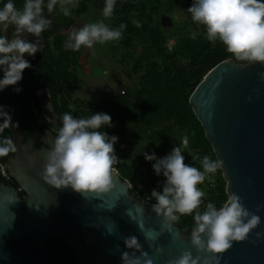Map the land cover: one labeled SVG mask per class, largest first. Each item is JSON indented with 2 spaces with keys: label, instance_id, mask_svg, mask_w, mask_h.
I'll return each instance as SVG.
<instances>
[{
  "label": "water",
  "instance_id": "95a60500",
  "mask_svg": "<svg viewBox=\"0 0 264 264\" xmlns=\"http://www.w3.org/2000/svg\"><path fill=\"white\" fill-rule=\"evenodd\" d=\"M160 24L164 30L170 29L171 16L162 14ZM31 37L29 42L39 40L42 44V34ZM261 72L264 63L241 64L228 57L211 67L189 96L216 159L224 162L221 170L226 193L229 190L239 195L244 206L261 218L248 239L234 241L230 249L217 254L219 264H264V80L258 75ZM37 86L47 91L46 107L51 111L48 89L37 83L33 90ZM0 106L5 110L1 94ZM46 113L55 125L54 114ZM3 119L0 116V123ZM56 135L44 128L39 138L41 145L37 147L36 136L26 137L19 129H11L17 152L6 158L3 167L17 187L0 182V264H123L122 252L136 251L140 255L126 247L124 238L130 236L137 237L153 264H167L185 250L192 251L194 257L200 255V264L205 256H211L197 253L191 244V232L183 233L177 223H169L161 231L163 218L152 210L153 203L135 198L129 191L130 181L121 178L118 171L113 175L115 187L101 196L82 194L71 187L57 189L46 183L40 173ZM258 205L261 207L257 212ZM138 224L151 238H145ZM257 232L262 235L257 237ZM157 247L164 249L162 254L156 252Z\"/></svg>",
  "mask_w": 264,
  "mask_h": 264
},
{
  "label": "trees",
  "instance_id": "16d2710c",
  "mask_svg": "<svg viewBox=\"0 0 264 264\" xmlns=\"http://www.w3.org/2000/svg\"><path fill=\"white\" fill-rule=\"evenodd\" d=\"M167 1L116 0L110 18L102 15L105 0H78L79 6L70 9L71 14L67 17L59 12V6L52 14H48L45 7L44 14L52 20V24L42 33L43 48L34 63L35 71L30 78L24 76L16 85L7 86L3 93L5 111L11 115L13 125L18 124L15 128L26 136H36L37 147L41 145L39 136L44 128L57 134L65 112L78 119L89 118L96 113L110 115L112 126L105 125L98 130L118 137L114 145L118 157L117 171L121 178L130 181V193L147 203H155L151 192L153 189L162 191L166 178L162 173H155L152 167L155 160H146L145 153H154L157 158H163L174 147L180 146L182 138L187 136L188 147L182 149L186 164L202 170L203 156L216 159L204 129L192 110L189 96L211 67L225 58L234 59L222 42L209 41L206 28L192 21L187 9L194 0H177L181 16L175 22L172 19V27L164 30L160 17L169 12L163 10ZM6 2L0 0V8ZM13 3L22 9L24 0H13ZM90 13L100 16L113 28H118L121 23L127 25L119 41L106 42L104 46L109 57L122 69L129 68L136 76L133 84H117L118 91L114 98L105 103L84 100L77 94L83 81L78 73L84 46L79 51L63 47L68 38L64 30L73 25L76 18ZM133 19L139 20L142 26L137 28L132 23ZM0 35H3L2 26ZM0 78H3L2 66ZM34 82L44 84L48 89L55 125L37 124L28 88ZM16 88L21 90L17 92L14 90ZM10 134L11 127L0 133V138L9 137ZM129 134L135 142L128 141ZM6 158L0 157V164ZM213 178L203 197L201 212L208 202L220 207L227 198L222 170H217ZM1 181L17 187L14 179L7 173L3 174L0 168ZM19 194L25 198L23 191L20 190ZM177 225L183 233L191 232L194 213L181 216Z\"/></svg>",
  "mask_w": 264,
  "mask_h": 264
},
{
  "label": "clouds",
  "instance_id": "9594fccd",
  "mask_svg": "<svg viewBox=\"0 0 264 264\" xmlns=\"http://www.w3.org/2000/svg\"><path fill=\"white\" fill-rule=\"evenodd\" d=\"M115 5L116 0H105L102 10L104 18L113 15ZM57 6L59 12L67 17L71 14L70 9L79 5L78 0H47L46 5L45 0H24L20 9L13 0H7L0 8V26L3 32L9 25L15 26L10 41L0 35V66L3 70L0 90L16 85L22 79L23 71L31 67L30 62L24 59L25 53L35 55L43 48L39 40L31 43L21 34L27 32L40 37L52 24V20L44 14L45 7L47 13L52 14ZM187 11L193 22L206 28V38L213 43L217 40L222 42L235 61L248 65L264 63V0H194ZM132 23L137 28L142 26L136 19ZM126 27L125 23H121L118 28H113L104 20L88 22L79 28H71L63 47L79 51L82 46L91 49L97 43L119 41ZM258 75L264 80V72ZM14 90L19 92L21 89ZM0 116L4 118L3 123H0V133L9 127L18 126L13 125L12 117L4 110V106H0ZM105 125L112 126L111 116L106 113L78 119L65 112L62 115V126L58 129L53 145L47 150L41 178L57 189L71 187L76 192L94 193L97 196L109 193L115 187L113 175H117L118 157L115 155L114 145L118 137L98 130ZM188 143V137L184 136L181 145L174 147L163 158H157L154 153L144 154L146 160H155L152 165L155 173H162L166 178L162 191L153 189L151 192V197L155 200L152 210L163 218L161 231L169 223H178L181 216L194 213L191 244L197 253L211 254L204 257L203 264H211L212 261L219 264L220 256L217 254L230 249L234 241L248 239L250 232L260 224L261 218L244 206L239 195L229 190L220 207L208 202L205 210H199L204 203L205 192L198 186L205 181L206 176L223 168L224 162L220 158L211 159L205 155L201 160L203 170L186 164L182 149L187 148ZM16 152L17 147L10 136L0 138V157H8ZM260 207L257 206V212ZM138 225L145 238H151L150 233L144 232L143 225ZM107 231L112 233L111 229ZM256 235L260 237L262 234L257 232ZM124 243L127 248L139 251L140 255H136V251L122 252L123 264H153L152 257L147 251H143L137 237H125ZM163 251L161 247L156 248L157 253L162 254ZM200 262V255L194 257L192 251L185 250L167 264Z\"/></svg>",
  "mask_w": 264,
  "mask_h": 264
},
{
  "label": "rangeland",
  "instance_id": "374dc122",
  "mask_svg": "<svg viewBox=\"0 0 264 264\" xmlns=\"http://www.w3.org/2000/svg\"><path fill=\"white\" fill-rule=\"evenodd\" d=\"M163 10L169 11L165 13L170 15L174 22L176 18L181 16L177 0L167 1ZM99 20H102L100 16L91 13L81 16L76 18L74 24L65 29L64 32L69 33L73 27L79 28L85 23ZM79 63L80 71L78 74L83 81L77 94L84 100L105 103L107 100L114 98L115 93L118 91L117 84L122 82L133 84L136 79L129 68L122 69L113 58L109 57L104 44L97 43L91 49L85 47L79 58ZM128 141L135 142L134 137L130 134ZM213 179V174H209V176H206L205 181L198 186L205 192V195Z\"/></svg>",
  "mask_w": 264,
  "mask_h": 264
},
{
  "label": "flooded vegetation",
  "instance_id": "af4514ba",
  "mask_svg": "<svg viewBox=\"0 0 264 264\" xmlns=\"http://www.w3.org/2000/svg\"><path fill=\"white\" fill-rule=\"evenodd\" d=\"M14 27H15L14 25H9L8 29L3 32V35L9 41L12 39L13 32H14ZM6 32L8 33L7 36L5 34ZM21 35H22V37H26L27 40H29L30 38L32 39L30 33L25 32V33H22ZM42 45H43V41H42ZM41 52H42V49H41V51L39 53L41 54ZM40 54H38V56H37V52L35 53V55H29L27 53L24 54V59H26V60H28L30 62L31 67L26 68L23 71L22 77L25 76L26 78H30L33 75V73L35 71L34 63L37 61V59H38V57H39ZM36 56H37V58H36ZM30 70H32V72H31V76L29 77L28 76V72ZM34 84H37V83L36 82L30 83L28 85V88H29V91H30V94H31L30 104H31V106L34 109V113H35V116H36V119H37V124L38 125H40V124H45V125L51 124L52 123L51 122V119H50L49 115L46 113V111L53 113V109L50 111L46 107L48 105V99L46 97L47 91L45 89L41 88V87H38V86H37V88H34V90H33L32 86H34ZM6 90H7L6 87L3 90H0V94L2 96V99H3V93H5ZM42 114H43V117L44 118L42 117ZM11 129H12V127H11ZM40 136H39V138H40ZM26 137H29V136H26Z\"/></svg>",
  "mask_w": 264,
  "mask_h": 264
},
{
  "label": "built area",
  "instance_id": "2783aa9c",
  "mask_svg": "<svg viewBox=\"0 0 264 264\" xmlns=\"http://www.w3.org/2000/svg\"><path fill=\"white\" fill-rule=\"evenodd\" d=\"M0 168L3 174L7 173V170L3 167V164H0Z\"/></svg>",
  "mask_w": 264,
  "mask_h": 264
}]
</instances>
